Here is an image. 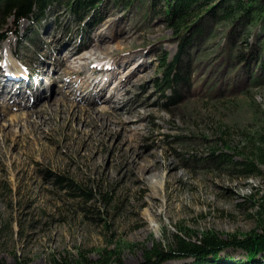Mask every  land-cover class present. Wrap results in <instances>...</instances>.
Returning a JSON list of instances; mask_svg holds the SVG:
<instances>
[{
    "label": "rangeland",
    "instance_id": "1",
    "mask_svg": "<svg viewBox=\"0 0 264 264\" xmlns=\"http://www.w3.org/2000/svg\"><path fill=\"white\" fill-rule=\"evenodd\" d=\"M61 1L47 0L36 18L16 26L12 18L5 20L2 29L15 34L7 33L0 42V67L12 61L29 64L38 78L48 75L46 84L80 68L90 74L107 58L118 63L127 57L130 61L119 63V80L126 81L108 96L115 107L122 102L126 111L133 110L118 112L132 122L108 121L107 114L113 120L118 116L102 103L107 88L102 97L95 95L98 85L79 97L90 94L93 116H101L110 130L92 126L91 119L75 112L80 104L69 95L77 80L63 84L67 91L54 83V91L46 86L32 96L30 88L21 90L15 104L10 95L0 96V262L115 264L118 258L139 264L152 248L166 251L179 239L198 243L207 234L221 241L263 235L264 213L256 204L264 194L259 156L264 153V17L259 3L225 0L230 11L223 13L217 8L221 0L196 2L191 17L176 30L169 26L170 1L105 0L96 10L73 15ZM235 1L245 14L236 11ZM176 56L174 72L178 68L181 80L171 94L162 91L159 80L163 58ZM109 73V79L118 76ZM165 95L173 100L166 102ZM54 98L72 102L57 106L61 111L55 115L45 108L49 125L28 134L37 118L31 111ZM24 104L29 109L21 108ZM13 114L19 123L10 125ZM221 154L230 162L210 161ZM134 160L147 162L149 170L141 172ZM245 162L254 165L251 176ZM141 173L143 181H138ZM59 176L88 195L57 184ZM151 179H160V186L152 188ZM218 256L221 264L249 260L240 249H224ZM258 258L264 259V253Z\"/></svg>",
    "mask_w": 264,
    "mask_h": 264
},
{
    "label": "trees",
    "instance_id": "2",
    "mask_svg": "<svg viewBox=\"0 0 264 264\" xmlns=\"http://www.w3.org/2000/svg\"><path fill=\"white\" fill-rule=\"evenodd\" d=\"M61 1V0H57ZM105 0H67L65 1V4L67 8L70 9V13L77 14L79 11H93L98 8V6L103 3ZM169 3V1L172 3L171 5L167 4V8H169L168 13V19L170 21V27H175L176 30L178 27L183 26V24L191 17V6L195 4L196 2H199V4L205 5L207 3H210L211 0H165V2ZM223 1V2H222ZM62 2V1H61ZM225 0H221L218 4L217 8L223 13H227L230 10L226 5L224 4ZM236 3V10L237 12L245 14L247 11L243 7L242 4H239L238 1H235ZM259 3L258 9L260 10V16L264 17V0H249V3L253 4ZM132 2H128L124 6L127 8ZM47 4V0H0V18H2V23L0 24V42L3 41L6 37V32L11 31V28L8 30H3L2 27L5 26L6 22L5 20L8 18H12L14 21L13 24L16 26L20 20H30L33 18H36L37 12L44 10ZM44 8V9H42ZM190 10V11H189ZM250 10V9H249ZM256 10V8H255ZM189 11V12H188ZM42 12V11H41ZM77 12V13H76ZM88 13V12H87ZM178 32V31H177ZM185 41L182 42V44ZM182 44L180 45V51L183 47ZM183 51V50H182ZM165 54V53H164ZM180 54V52H179ZM165 58L162 60V65L165 66L164 71H162L163 79L161 82V88L162 91L165 89H172L175 85L179 83L181 80V74L179 73L178 68L174 67L175 64L179 63L177 62V56L170 62H164ZM162 67V68H163ZM178 81V83H177ZM174 84V86H172ZM166 96V95H165ZM165 101L171 100L169 97H165ZM213 154V153H212ZM261 157V161H264V153L259 155ZM210 161L214 163H220V162H230V159L226 158L225 155L210 156ZM218 160H221L220 162ZM242 165V164H241ZM245 167L246 175H252L254 173V165L251 162L247 163L245 162L243 164ZM250 175V176H251ZM57 184H66L68 188L71 190L79 191L81 195H88L83 189L80 187L77 188V185L73 183L72 180L68 178H62V176H59V178L56 180ZM259 209L264 213V194H262L258 200L257 203ZM174 246L172 248H168V250H162L159 248H152L150 251L144 254V260L143 262L139 264H160L161 262L171 260V259H180V258H192L193 263L192 264H221L223 260L219 258V253L226 249H240L242 251V254L247 253L248 259L245 264H264V259L258 258L262 253H264V234H258V235H249L244 236L243 238L238 237L236 235L232 236L228 241H221L217 238H215L212 234H207L202 237V239L198 243H189L184 241L183 239L176 240L173 244ZM258 256V257H257ZM115 264H124L121 261L118 260V258L115 259ZM257 260V261H256ZM0 264H7L5 262H0ZM13 264H26V263H20V262H14ZM57 264V263H56ZM97 264V263H93ZM227 264V263H224ZM240 264V263H237Z\"/></svg>",
    "mask_w": 264,
    "mask_h": 264
},
{
    "label": "bare ground",
    "instance_id": "3",
    "mask_svg": "<svg viewBox=\"0 0 264 264\" xmlns=\"http://www.w3.org/2000/svg\"><path fill=\"white\" fill-rule=\"evenodd\" d=\"M99 47V46H98ZM131 67H130V69H132V68H134V67H136V65H130ZM5 67L9 70V71H11L10 73H14V75L15 76H17L18 75V73L19 72H17L20 68H19V66L15 63V61H12V62H10V63H8V65H5ZM43 71V69H41V72ZM87 71V69H82V68H80V69H78V70H75V74H76V76H77V74H83V73H85ZM111 71V70H110ZM43 73V72H42ZM93 77H94V74H92V75H90L86 80H81V79H78L77 80V83L76 82H73V81H70V82H68L67 83V85H69V86H71V85H75V84H73V83H76L77 85L74 87V88H72V93L73 94H77V93H80V92H84L85 91V89L88 87H90V85L92 84L91 83V81H92V79H93ZM115 82H116V80H115ZM12 83L11 81H9V80H7V82H6V84L5 85H3V87H2V89H1V91H0V96H1V94H5V95H10V100H12V103H17V101H15V99H14V95L15 94H17V92L15 91V92H12L11 93V90L9 89V86H10V84ZM95 86V85H94ZM93 86V87H94ZM102 88L98 91V94H96V96L97 97H102L101 95H102ZM19 92V91H18ZM114 94H117V92H118V88H115L114 89ZM123 97H122V95L120 94V96H119V99H122ZM38 99V98H37ZM90 99H91V97H89L87 100H83V98H81V99H78L77 97H75V100L80 104L78 107H77V105H75L76 106V108H78L75 112H77L78 113V111H81V113H79V116H81V115H83V116H85L86 115V117H87V119L88 120H92L91 122H93L94 123V125H92V126H97V125H99L100 127H101V129H107V128H105L106 126H109V124H107V123H104V119L101 117V116H99V115H95V116H93V109L89 106V105H94L93 104V102L92 101H90ZM98 100H96L95 102H99L101 99H104V102H102V101H100V102H102V103H104L105 104V102H106V105L108 106V109H107V112L109 113V114H112V115H115V116H118V117H116L117 118V120H113L111 117H109V115L107 114L106 115V118H110V120H108V121H110V122H112V123H114V122H119V123H128V124H131V122H132V120L129 118V117H124V118H121V114H119L118 112H122L123 114L124 113H128V114H131L132 112H133V110L132 109H129L128 111H126V109L125 108H123V103L121 102V106H119V107H115V105L114 104H111V101H112V98H109V96L108 97H106V98H101V99H99V98H97ZM33 102H35V101H33ZM47 99L45 100V101H42V103H41V109H39V110H34V111H31V113H37V118H38V120H37V118H35V121H34V123L30 126V128L28 129V131H27V133L28 134H34L37 130H39V129H42V127L44 126V124H47V125H49L48 124V122H47V118H50V116H43V114H45V108H49V110L50 111H52V113H51V115H55V114H57V113H59L61 110H60V108L59 107H57V106H61V107H63V105L61 104V103H65V104H67L66 102H68V104L70 103V102H72L71 100H69V99H63V98H54L53 99V101H51L50 103L49 102H47ZM57 102V103H56ZM107 102H108V104H107ZM36 103V102H35ZM45 103H46V105H45ZM55 104L56 105V107L54 106V107H52V104ZM112 103H113V101H112ZM119 103H120V101H119ZM33 104V103H32ZM22 106H23V108H26V109H29L28 108V105H21V108H22ZM106 106V107H107ZM72 109V108H71ZM124 109H125V111H124ZM106 110V108H102V111H101V109H97V111H101V113L103 112V111H105ZM25 115H27V113H24ZM38 114H40L41 115V119L39 118L40 116L38 115ZM4 115V114H3ZM73 115V114H72ZM76 115V114H75ZM5 116V115H4ZM24 118H28L29 119V116L28 117H25L24 116ZM19 117L16 115V114H13L12 115V117L9 119V121H10V125H12V124H18L19 123ZM33 122V121H32ZM41 124V126H40V124ZM92 129H95V128H92ZM110 129L108 128L106 131H109ZM103 131V130H102ZM105 131V132H106ZM83 132V131H82ZM23 133V132H22ZM84 133V132H83ZM91 133V132H90ZM34 137V136H33ZM143 158V157H142ZM134 163L135 164H139L138 165V169L141 171V172H147L148 170H149V166H148V164H147V162H144L143 164H141L140 162H138L137 160H134ZM143 173H141L140 175L138 174V181H143ZM151 185H152V188H155V187H159L160 186V184H161V180L160 179H158V180H155V181H153L152 179H151Z\"/></svg>",
    "mask_w": 264,
    "mask_h": 264
},
{
    "label": "water",
    "instance_id": "4",
    "mask_svg": "<svg viewBox=\"0 0 264 264\" xmlns=\"http://www.w3.org/2000/svg\"><path fill=\"white\" fill-rule=\"evenodd\" d=\"M255 235H258V234H255Z\"/></svg>",
    "mask_w": 264,
    "mask_h": 264
}]
</instances>
